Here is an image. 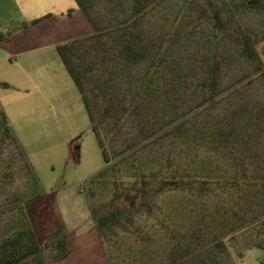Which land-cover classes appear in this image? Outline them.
Instances as JSON below:
<instances>
[{
	"label": "rangeland",
	"instance_id": "1",
	"mask_svg": "<svg viewBox=\"0 0 264 264\" xmlns=\"http://www.w3.org/2000/svg\"><path fill=\"white\" fill-rule=\"evenodd\" d=\"M85 4L93 34L65 53L108 163L86 114L58 120L59 75L46 91L36 75H8L15 85L0 100L16 111L12 136L0 112V245L25 216L44 246L36 204L46 201L70 246L60 260L45 248L46 264H264V0ZM215 7L227 33L251 35L261 66L214 31ZM213 46L224 60L207 100ZM91 200L97 218L118 213L103 229Z\"/></svg>",
	"mask_w": 264,
	"mask_h": 264
},
{
	"label": "crops",
	"instance_id": "2",
	"mask_svg": "<svg viewBox=\"0 0 264 264\" xmlns=\"http://www.w3.org/2000/svg\"><path fill=\"white\" fill-rule=\"evenodd\" d=\"M0 34L8 35L0 42V90L4 85L14 87L11 74L36 75L35 85L42 91L52 86L53 75H59L65 85L59 92L66 88L69 95L58 99V120L70 121L76 112L86 114L91 123L83 97L58 51L61 45L93 34L75 0H0ZM11 102L0 100L7 121L16 111Z\"/></svg>",
	"mask_w": 264,
	"mask_h": 264
},
{
	"label": "trees",
	"instance_id": "3",
	"mask_svg": "<svg viewBox=\"0 0 264 264\" xmlns=\"http://www.w3.org/2000/svg\"><path fill=\"white\" fill-rule=\"evenodd\" d=\"M75 1L77 2V5L83 11V13L87 14V6L85 4V0H75ZM148 2L149 0H140V4L137 8V11L138 12L143 11L146 8ZM206 4L208 5V3ZM212 20H213V29L215 32L225 34V36H227L230 41H233L235 44H237L246 58L258 63L259 66L263 64L255 48L254 41L250 34L243 33L239 35H232L230 33H227L221 13L219 9H217L216 7L212 9ZM7 37L8 35L0 34V42L4 41ZM89 38L90 37H86L81 40H76V41L67 43L65 45H61L58 47V51L63 60V63L65 64L69 74L71 75L72 79L74 80L77 88L79 89L83 97V101L88 111L91 124H92L91 110L87 102V99L84 97L82 93L83 87L81 86L80 82L76 78L74 74V70L71 67L70 61L68 60L66 53H65V49L67 46L73 43L79 42V41L87 40ZM223 60H224L223 53L220 52L217 49V47L213 46L211 49V56H210L209 62L205 69V79L203 81V90H204L207 100H211L215 98L218 94L220 83H221ZM0 112L4 118L6 125L8 126L6 133L8 135L9 134L11 135V131L9 128L7 118L1 108H0ZM92 130L97 138L104 161L107 164L108 163L107 155L105 153L101 140L98 138L96 134V128L93 127V124H92ZM103 172H101L97 176L101 177ZM36 205H37V212L40 217L41 223L46 231L45 232L46 238H47L46 244L44 246L40 245L34 233V230L32 229L30 225V222L27 221L28 218L26 219L24 216L23 230L20 232L19 237L18 238L14 237L6 241L2 245H0V264H46V260L43 255V251L45 248H48L51 250L55 260L63 259L69 254L70 246H69V243L67 241V236L62 226L53 217H52V221L47 223V213H44V210L48 206L47 202L41 201V202H38ZM94 207L95 206L92 202L91 204V208L93 211L92 213L95 214L96 216L95 218L97 219V226L99 229H103L104 227H106L110 222L114 220V218L118 214L112 211L111 213H105L104 215L97 218V213ZM48 215H51V214H48ZM202 237H204V235L199 236L195 234L193 237V242L196 244H200L199 241L202 239ZM199 248L200 247L198 246V248L196 249L199 250ZM172 255L175 260L174 262H178V257L180 255H177L176 252H174V254L172 253Z\"/></svg>",
	"mask_w": 264,
	"mask_h": 264
}]
</instances>
